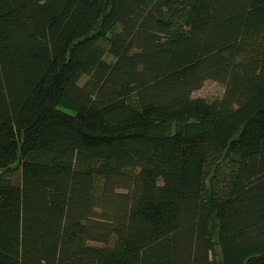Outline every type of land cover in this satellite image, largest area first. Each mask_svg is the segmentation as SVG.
Instances as JSON below:
<instances>
[{"label": "trees", "instance_id": "obj_1", "mask_svg": "<svg viewBox=\"0 0 264 264\" xmlns=\"http://www.w3.org/2000/svg\"><path fill=\"white\" fill-rule=\"evenodd\" d=\"M0 264H264V0H0Z\"/></svg>", "mask_w": 264, "mask_h": 264}, {"label": "rangeland", "instance_id": "obj_2", "mask_svg": "<svg viewBox=\"0 0 264 264\" xmlns=\"http://www.w3.org/2000/svg\"><path fill=\"white\" fill-rule=\"evenodd\" d=\"M85 78H82L80 85L83 84ZM223 89L220 85L213 82H206L200 90L193 94L194 97L212 100L221 97Z\"/></svg>", "mask_w": 264, "mask_h": 264}]
</instances>
